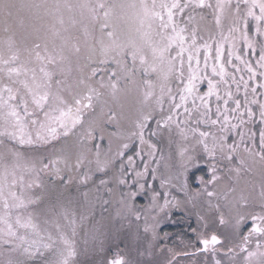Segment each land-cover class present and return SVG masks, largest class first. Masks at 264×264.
Here are the masks:
<instances>
[{"label": "snow or ice", "instance_id": "obj_1", "mask_svg": "<svg viewBox=\"0 0 264 264\" xmlns=\"http://www.w3.org/2000/svg\"><path fill=\"white\" fill-rule=\"evenodd\" d=\"M77 10L80 20L70 15L69 22L83 26V40L66 35L65 12ZM30 21L39 23L36 39L43 45L21 48L9 36L0 51V264H76L79 230L98 205L107 211L110 203L117 205L114 220L135 224L130 238L140 259L119 246L105 249L97 224L85 231L84 243L89 237L99 242V264H178L181 256L196 253L209 254L212 264H264V179L258 196L236 187L257 164L264 175V0H0L5 33ZM114 21H124L127 29ZM121 80L135 83L142 97L127 128L115 111L105 110L108 97L125 91ZM153 119L150 136L166 130L170 142L173 135L179 138L160 190L145 179L158 176V145L145 136ZM105 122H116V130L108 133L102 152ZM257 124L258 147L249 127ZM133 141L138 143L129 155ZM22 149L47 154L26 158ZM202 160L208 161V176H196L199 187L193 188L188 173ZM224 172L234 174L231 185L222 184ZM42 174L52 184L84 191L52 202ZM124 188L134 190L117 191ZM141 194L147 203L138 205ZM46 201L42 226L40 213L28 209ZM189 205L187 214L197 219L192 232L202 247L194 253L165 248L161 223L171 209Z\"/></svg>", "mask_w": 264, "mask_h": 264}, {"label": "flooded vegetation", "instance_id": "obj_2", "mask_svg": "<svg viewBox=\"0 0 264 264\" xmlns=\"http://www.w3.org/2000/svg\"><path fill=\"white\" fill-rule=\"evenodd\" d=\"M51 0H34L33 2H50ZM91 3L92 1L89 0ZM139 1V0H137ZM54 1L51 2V4ZM145 2L147 3H151V0H145ZM205 12H207L208 10L205 9ZM70 15H74L75 19H77V21L80 20V15H79V10H77L75 13L73 14H69L67 12H65V21H66V26L69 27V34L73 35V36H78L81 40H83V36H84V30H83V26L81 24H77L75 27H72L70 25V22L67 20L69 19ZM115 23H118L119 27L122 29H127V28H123L125 26H121V23H124V21H114ZM33 26V28H39L40 25L37 22H26L24 27L28 26ZM127 25V24H125ZM16 27H20L19 25H17ZM89 27L91 28V25H89ZM14 31H17L16 28L14 29ZM13 33V32H12ZM14 34V33H13ZM36 35V34H35ZM39 35L42 37L43 36V31H41L39 33ZM95 35H99V24L95 25ZM37 36V35H36ZM39 42V41H36ZM36 42H32L29 47L36 43ZM40 43L43 45V40L40 41ZM20 46V45H19ZM214 54V53H213ZM249 58H252V54L251 52H249ZM186 59V58H185ZM254 62V61H253ZM201 63H203V56L201 55ZM97 79H99V77H97ZM137 81H139L140 79H142L141 76L137 75V77L135 78ZM120 86L122 89H125V91H122L120 93H118L116 98H112V97H108V103L106 106V111L108 108L112 109L113 111H115L117 113L118 118L122 119L120 120V123L123 127L127 128L129 127V121L131 119H134L137 112L139 111V108L137 105H140L142 107L141 104V99L142 97L138 94V104L135 106H131V105H123L121 100L122 97L125 96L126 98V93H129L131 89L136 90V84L135 83H126L124 80L120 81ZM130 86V87H129ZM175 88V82L172 85ZM135 87V88H134ZM207 88V84L202 83L201 84V90L204 91ZM242 98V97H241ZM135 103V102H133ZM136 104V103H135ZM132 107H135L137 109V111H133ZM140 107V108H141ZM97 111H99V109H97ZM149 127L146 129L145 131V136L146 138H149L152 140L153 143H156L158 145V151L156 153V157L157 159H159V165L157 166L155 161L152 162V166H157L158 167V176L155 180H153L152 176L149 175L147 177H145L146 180L151 181L153 188L156 190H160V177L167 175L168 173V168L167 165L171 162L170 161V157H175V153L177 151V142H178V137L173 135V137L171 138V142H170V138L168 136L167 131L165 130L164 132L158 134L157 136H150V133L153 129H155L156 127V122L155 119L148 121ZM249 127H254V130L257 133L256 136V145L257 147L259 146V125H255V126H249ZM105 130H104V135H105V140L104 143L102 145V152L103 150L107 149L108 147V140H107V136L108 133L111 131H115L116 130V122H111V123H107L105 122V126H104ZM207 130V129H205ZM100 139V131L97 130L96 133V141L99 142ZM233 137L229 138V143L232 142ZM235 139H238V137H235ZM75 140V137H71L68 140V143H72ZM61 143H64V141H61ZM116 141L113 140V144L115 145ZM138 143V141H133V143L130 145V148L128 150V154L131 155L135 152L136 148L135 145ZM22 151L25 153V157H29L32 156L34 154H47L45 149H22ZM199 151V149H198ZM202 154V153H201ZM137 159V164L140 165V159ZM24 163H26V160H21L20 164L23 167ZM233 163H235V161H233ZM142 167V165H140ZM207 166H208V161L206 160H202L196 167L192 168L189 170L188 173V177H189V181L192 184L193 188L199 187L198 182L195 181V177L196 176H204L207 178L208 176V171H207ZM224 168L228 167L227 162H225L222 165ZM224 175V181H222V184H228L231 185L233 183V180H229L228 177L229 175H233L234 174H229L227 172L222 173ZM25 175V179L28 180L30 178L29 174L27 172H24ZM67 178V177H65ZM100 177H97V179H99ZM41 179L44 181L45 185L50 189L51 192V200L52 202H55L57 197H63V199L66 201L69 197H79V194L82 193L84 191L83 188L79 189V192L77 191V187L75 184L68 186L67 188H65L61 183L59 182H55L54 184L50 183L47 179V176L45 175H41ZM129 179H131V177H129ZM262 179H264V175H262V170L260 168V166L257 164L253 167V171L251 173H242L241 176L239 177L238 181L236 182V187L238 189L240 188H244L247 191H251L252 194L254 196H258L259 193V184L261 183ZM253 186H255V190L253 191ZM91 187V185L89 186ZM122 190H127V188H124ZM19 191V190H18ZM52 194L55 195V197L52 196ZM174 195H178L181 198L182 197V193H176L173 192ZM109 199H115V197L113 198H109ZM48 201L45 202V204L40 205L39 207L36 206H30V208L28 209L29 211H33V212H37L40 213V222L41 225H43V220L46 218V205H47ZM136 203L138 205H142V204H146L147 200L145 198V195L141 194L138 195V197L136 198ZM117 207V205L115 204H109L107 206L108 209V214H109V219L112 222V227L108 230V228H106L105 230V237L108 236V240H109V247L107 249H110L111 251H116L117 250V246H119V248L121 249H125L127 251H129L130 253H132L133 257L136 259H140L139 257L136 256V244L135 242L130 238V234L133 233L135 231V228H129L128 223H124V225L122 224H118L116 221H113V217H114V211L115 208ZM191 208V206L189 205L187 209L185 208H173L170 210V213L165 217V219L163 220V222L161 223L160 226V244H163L165 246V248L168 247H172L174 248L177 252L180 253H194L196 248H201L202 245H200L198 243L197 240V236L192 232V228L197 227V219L195 215H188V211ZM100 213H95L94 212V216H92L90 219H94L95 217H97V219H99ZM103 216V212L101 211V217ZM107 217V216H105ZM91 226V224H90ZM50 227V226H49ZM52 231H54V229H51ZM247 229L245 228V231ZM103 231V229L101 230ZM125 231H127V234L125 233ZM81 232V229L79 230V234ZM108 232V234L106 233ZM103 233V234H104ZM167 233L168 234V239L165 240L164 234ZM79 234L77 237V245H78V240H79ZM188 245H193V246H188ZM106 247V244H105ZM251 249H255V239H253L252 244L250 246V250ZM157 259H164L163 256H157ZM143 259L148 260L149 258L146 256ZM207 259L208 264H212V259L211 256L209 254H201V253H196L195 255H189L187 257H180L178 259V264H192V262L194 261L195 264H205V260ZM243 258L242 256L238 257V261L242 262ZM78 259L76 258V263H77Z\"/></svg>", "mask_w": 264, "mask_h": 264}, {"label": "rangeland", "instance_id": "obj_3", "mask_svg": "<svg viewBox=\"0 0 264 264\" xmlns=\"http://www.w3.org/2000/svg\"><path fill=\"white\" fill-rule=\"evenodd\" d=\"M34 0H32L33 2ZM49 1V0H48ZM54 1L53 3H60V4H64V3H69V4H80V3H89L90 1L89 0H51L50 2H45V3H48V4H51V2ZM92 2L91 3H97L98 0H91ZM103 2L107 3V4H128V3H133V2H136V3H139V1L137 0H103ZM52 3V4H53ZM69 21V19H67ZM121 26H125L123 28H127L128 25H125V22L124 23H121ZM3 24L0 23V51L4 50L6 48V44H5V41L8 39L9 36H12L13 39L16 40L17 42V45L21 48H23L25 45H27L29 47V45L32 43V42H36L38 41L36 39V35H37V32H36V29L37 28H33V26H26V27H15L17 31H14V34L12 32H9V33H5L4 30H3ZM36 34V35H35ZM66 35H70L69 33H66ZM42 40V39H41ZM39 40V42L41 41ZM58 42V41H57ZM29 44V45H28ZM31 47V46H30ZM130 87V86H129ZM135 88V87H134ZM130 92L129 93H126V98L125 96L122 97V104L123 105H131V106H135L138 104V94L136 92V90L134 89H131L129 88ZM135 102V103H133ZM139 110H140V105H137ZM133 111H137V109L135 107H132ZM2 150V149H0ZM127 190H134V189H128ZM118 192L119 191H124L122 189H118L117 190ZM53 197H55L54 194H52ZM105 198H108V197H105ZM143 205V204H142ZM101 211L103 212V218H101ZM95 213H100V216H99V222L101 223V230L103 229V233L105 232L106 228H108V230L110 228H113L112 227V222L111 220L109 219V214H108V210L107 211H104L103 208H101L99 205L95 208ZM114 214H115V211H114ZM107 216V217H105ZM95 220H97V217H95ZM113 221H116L118 224H122L124 225V223H128L127 221H120V220H113ZM102 222H104L102 224ZM132 228H135V224L133 223L132 224ZM108 234V232H106ZM125 233L127 234V231H125ZM103 244H104V247H105V244H106V247L105 249H107L109 247V240H108V236L105 237V233L103 234ZM251 250H254V249H251ZM131 255H133L131 253ZM221 259H224V257H219ZM243 258V257H242Z\"/></svg>", "mask_w": 264, "mask_h": 264}, {"label": "trees", "instance_id": "obj_4", "mask_svg": "<svg viewBox=\"0 0 264 264\" xmlns=\"http://www.w3.org/2000/svg\"><path fill=\"white\" fill-rule=\"evenodd\" d=\"M103 218V217H101ZM104 222H102L103 224ZM91 224V226H90ZM101 227V223L99 222V219H89L85 222L84 226L81 228V232L79 234V240H78V256H77V263L76 264H99L100 255L95 251V247L98 245L99 242H97V245L93 244V241L91 238H88V244L86 245L84 243L85 239V231L89 230L93 227V225H97Z\"/></svg>", "mask_w": 264, "mask_h": 264}, {"label": "water", "instance_id": "obj_5", "mask_svg": "<svg viewBox=\"0 0 264 264\" xmlns=\"http://www.w3.org/2000/svg\"><path fill=\"white\" fill-rule=\"evenodd\" d=\"M183 253V252H182ZM181 257H183V256H181Z\"/></svg>", "mask_w": 264, "mask_h": 264}]
</instances>
